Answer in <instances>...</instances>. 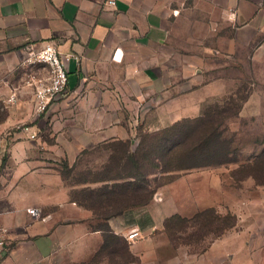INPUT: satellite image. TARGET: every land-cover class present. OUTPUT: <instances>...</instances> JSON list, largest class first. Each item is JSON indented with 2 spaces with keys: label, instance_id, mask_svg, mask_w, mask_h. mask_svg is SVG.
Returning a JSON list of instances; mask_svg holds the SVG:
<instances>
[{
  "label": "crops",
  "instance_id": "1",
  "mask_svg": "<svg viewBox=\"0 0 264 264\" xmlns=\"http://www.w3.org/2000/svg\"><path fill=\"white\" fill-rule=\"evenodd\" d=\"M114 1L110 6L108 0H0V101L6 104L0 138L30 120L36 132L47 125L52 140L42 142L71 168L89 156L100 164L80 171L74 182L61 171H30L23 189L6 198L0 195L6 261L240 264L242 252L252 261L253 249L240 246L236 235L223 234L203 250L191 251L168 230L173 217L191 219L207 208L222 209L221 174L195 169L151 174L154 192L144 202L139 189H130L137 188L136 176L126 166L140 133L158 132L177 121L171 112L168 123H144L159 107L157 102L142 106V100L158 99V85L174 83L175 67L189 70L195 58L191 53L221 50L222 19L230 24L247 21L264 0ZM47 41H54L62 53L79 56L80 63L71 61L67 92L37 121L28 81L33 76L35 81L47 79L50 72L27 59ZM228 41L233 44L232 37ZM190 78L189 71L182 77L186 82ZM12 95L15 101H9ZM28 157L31 166L25 162V168L32 169L36 158ZM34 207L43 211L44 219L28 212ZM132 229L140 237L129 241Z\"/></svg>",
  "mask_w": 264,
  "mask_h": 264
},
{
  "label": "rangeland",
  "instance_id": "2",
  "mask_svg": "<svg viewBox=\"0 0 264 264\" xmlns=\"http://www.w3.org/2000/svg\"><path fill=\"white\" fill-rule=\"evenodd\" d=\"M220 28L223 31L221 50L191 53L195 58H192L189 70L175 67L174 83L159 84L156 92L159 97L152 103L142 100V106L157 102L159 107L158 112L155 109L144 123H168L171 112L177 121L196 118L207 109L210 117L223 121L227 128L223 136L225 143H230L229 149L234 151L231 156L238 157L241 162H251L264 150V3L249 20H236L230 24L222 19ZM230 37L231 45L228 41ZM188 71L190 82L182 79ZM5 105L4 101H0V120L5 118ZM186 113L190 116H184ZM40 117L37 116V121ZM29 121L10 129L12 135L5 138V150L0 158L1 197L6 198L23 189L24 177L30 171L54 174L61 171L69 175V182H74L80 171L95 170L100 165L99 160L92 162L93 156H89L82 158L78 167L71 168L68 161L57 158L42 142L52 140L47 125L37 129L34 139L23 131V126L31 123ZM24 144L30 148L23 147ZM25 150L28 156L36 158L32 169L25 168V162L31 166ZM224 158L210 155L206 159ZM238 166L239 163H229L195 168L196 171L221 174L224 192L219 197L222 209L216 208L215 215L224 218L201 217L174 228V235L177 241L187 243L191 251H201L212 238L218 237L216 235L220 231H223L221 235L233 234L243 243L240 246L251 247L254 251L253 262L248 261L243 252L240 253L239 257L244 258L239 260L240 264H264V167L260 169L259 175L262 176L258 182L249 175L248 168L238 169L239 178L236 179L232 172ZM229 214L236 217V225L224 230L225 225L234 220L227 216ZM120 253L123 254L122 249Z\"/></svg>",
  "mask_w": 264,
  "mask_h": 264
},
{
  "label": "trees",
  "instance_id": "3",
  "mask_svg": "<svg viewBox=\"0 0 264 264\" xmlns=\"http://www.w3.org/2000/svg\"><path fill=\"white\" fill-rule=\"evenodd\" d=\"M225 106V105H224ZM221 113V112H218ZM224 128V130H222ZM226 127L223 121H216L210 117L207 109L196 118H184L173 125L154 133H140L141 139L137 149L128 157L126 171L136 176V187L130 189L140 190L143 201L146 202L154 192L150 188L151 174L176 172L190 170L213 165L239 163L233 176L238 179V171L249 169V175L258 182L262 175H259L264 167V150L257 155L253 161L241 162L239 158H233V150H230V143H225L224 134ZM230 148V149H229ZM224 156V159L210 160L207 156ZM239 169V170H238ZM264 169V168H263ZM238 170V171H237ZM162 182L167 180L162 177ZM260 183H263L262 181ZM216 214L215 208H207L191 219L173 217L167 221L168 230L174 233V228L182 227L184 223L199 220L201 217H215V220L223 219ZM231 216L233 222L225 225L224 230L236 225V217ZM223 233L220 231L216 236ZM174 235V234H173Z\"/></svg>",
  "mask_w": 264,
  "mask_h": 264
},
{
  "label": "built area",
  "instance_id": "4",
  "mask_svg": "<svg viewBox=\"0 0 264 264\" xmlns=\"http://www.w3.org/2000/svg\"><path fill=\"white\" fill-rule=\"evenodd\" d=\"M108 5L113 6L114 0H108ZM75 60L80 63V57L73 53H62L54 41H47L39 50H31L27 59L28 64H43L49 68L50 75L47 79H36L33 76L28 83L34 89L35 111L38 116L45 113L54 99L67 92L69 81V65ZM16 95H12L9 101H15ZM23 131L30 137L36 138L37 132L33 131L29 125L23 126ZM5 138H0V158L5 150ZM28 212L35 219H44L42 211L37 208H31ZM140 237L137 229H132L127 238L134 241ZM8 249L7 228L3 225L0 216V264H9L6 261L5 254Z\"/></svg>",
  "mask_w": 264,
  "mask_h": 264
}]
</instances>
